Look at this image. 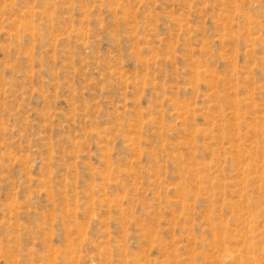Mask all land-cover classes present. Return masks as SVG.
Listing matches in <instances>:
<instances>
[{
    "label": "rangeland",
    "instance_id": "374dc122",
    "mask_svg": "<svg viewBox=\"0 0 264 264\" xmlns=\"http://www.w3.org/2000/svg\"><path fill=\"white\" fill-rule=\"evenodd\" d=\"M246 254L264 264V0H0V264Z\"/></svg>",
    "mask_w": 264,
    "mask_h": 264
},
{
    "label": "bare ground",
    "instance_id": "6f19581e",
    "mask_svg": "<svg viewBox=\"0 0 264 264\" xmlns=\"http://www.w3.org/2000/svg\"><path fill=\"white\" fill-rule=\"evenodd\" d=\"M253 217V216H252ZM251 227V226H250ZM254 230V227L251 228V231ZM254 232V231H253ZM253 247V245H252ZM254 248V247H253ZM236 253L234 254L233 252L229 255L230 258L235 257ZM245 261L250 262V264H258V259H256V256L253 254H246L244 257Z\"/></svg>",
    "mask_w": 264,
    "mask_h": 264
}]
</instances>
